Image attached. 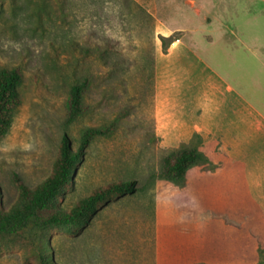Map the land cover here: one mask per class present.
I'll use <instances>...</instances> for the list:
<instances>
[{"label": "rangeland", "instance_id": "obj_1", "mask_svg": "<svg viewBox=\"0 0 264 264\" xmlns=\"http://www.w3.org/2000/svg\"><path fill=\"white\" fill-rule=\"evenodd\" d=\"M232 2L0 0V69L17 68L22 75L20 107L0 140V206L8 209L15 202L16 178L33 188L50 175L65 137L76 150L83 130L111 124L113 133L93 139L57 205L70 210L111 183L135 180L138 188L99 208L78 232L0 234V264H40L42 258L52 264H156L153 208L160 180L154 176L164 153L153 131L155 46L164 51L180 37L177 24L183 18L196 37L218 34L219 24L204 22L217 18L229 24ZM262 8L264 0L240 1L233 28L241 39L250 41L246 30L251 29L264 43V15L251 17L249 11ZM166 28L170 33L164 38L159 34ZM85 77L86 112L66 126L68 91ZM219 264H264V256Z\"/></svg>", "mask_w": 264, "mask_h": 264}, {"label": "crops", "instance_id": "obj_2", "mask_svg": "<svg viewBox=\"0 0 264 264\" xmlns=\"http://www.w3.org/2000/svg\"><path fill=\"white\" fill-rule=\"evenodd\" d=\"M233 1L229 24L204 22L219 24L218 34L196 37L183 18L180 37L165 51L155 46L158 146L175 149L197 135L209 162L188 170L181 188L156 183V264L240 263L264 249V43L251 29L250 41L236 34L241 0Z\"/></svg>", "mask_w": 264, "mask_h": 264}, {"label": "trees", "instance_id": "obj_3", "mask_svg": "<svg viewBox=\"0 0 264 264\" xmlns=\"http://www.w3.org/2000/svg\"><path fill=\"white\" fill-rule=\"evenodd\" d=\"M127 1L124 0V3ZM161 41L163 43L164 38H161ZM163 50L165 51L166 47ZM21 82L22 75L19 69H0V140L8 133L14 114L20 107ZM89 86L90 81L85 77L70 87L65 110L66 126L85 114L84 100ZM114 129L115 125L111 124L108 127L83 130L76 150L72 149L70 141L65 137L59 146L50 175L35 187L29 188L16 178L15 183L19 191L15 202L8 209L0 206V234L24 236L47 228H63L78 232L87 226L91 216L110 200L134 194L138 190L137 183L135 180H130L96 188L88 196L78 200L70 210H63L57 205L70 187L72 175L83 161L93 139L108 137ZM200 145V137L194 135L187 144H181L175 149L163 150L164 155L160 159L159 169L154 177L177 187H183L188 170L209 163L199 151ZM257 255L262 258L264 250L259 249ZM39 263L52 264L44 258Z\"/></svg>", "mask_w": 264, "mask_h": 264}]
</instances>
